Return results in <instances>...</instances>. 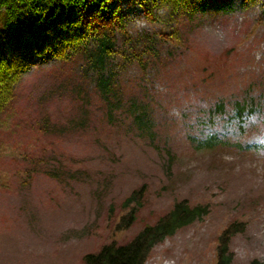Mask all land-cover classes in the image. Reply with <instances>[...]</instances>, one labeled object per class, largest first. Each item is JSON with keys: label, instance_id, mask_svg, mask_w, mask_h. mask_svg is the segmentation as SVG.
Wrapping results in <instances>:
<instances>
[{"label": "rangeland", "instance_id": "rangeland-1", "mask_svg": "<svg viewBox=\"0 0 264 264\" xmlns=\"http://www.w3.org/2000/svg\"><path fill=\"white\" fill-rule=\"evenodd\" d=\"M145 1L153 21L122 1L148 68L119 45L109 70L123 106L113 119L94 114L95 93L87 112L70 98L73 88L60 84L68 72L50 55L34 57L17 84L0 115V264H86V254L133 239L183 199L210 213L159 243L146 264H215L217 236L235 221L247 223L231 241L235 264L264 263V0H230L227 14L202 10V0ZM4 28L0 51L12 61L20 48ZM146 88L154 108L138 119L130 98ZM246 96L257 103L239 117ZM219 101L225 109L210 120ZM214 134L220 143L207 144ZM139 188L145 204L118 230Z\"/></svg>", "mask_w": 264, "mask_h": 264}, {"label": "trees", "instance_id": "trees-1", "mask_svg": "<svg viewBox=\"0 0 264 264\" xmlns=\"http://www.w3.org/2000/svg\"><path fill=\"white\" fill-rule=\"evenodd\" d=\"M122 1L0 0V28L4 24V29L11 30L20 48L13 54L12 61L0 52V115L13 106L16 86L29 69L30 61L36 56L46 58L50 55L60 61L54 69L68 72V78L60 84L73 88L70 98L87 112L88 104L92 102L88 98L95 93L94 114L100 113L102 118L113 119L115 111L123 106L119 75L109 70L116 59L119 45L125 48L130 45L131 51H128L143 74L148 68L144 53H140L132 43V36L126 28ZM131 1L138 2L144 14L150 20H155L145 0ZM201 7L202 10L210 8L215 12L232 9L228 1L208 4L207 0H202ZM160 37L164 41H172L167 35L160 34ZM75 63H78L77 70L71 66ZM150 97L151 93L146 88L142 94L130 98L129 109L134 116H140L138 119H143L146 111L153 108ZM248 103L247 100L239 103L241 115ZM222 107L219 104L216 109ZM53 176L57 177L58 174ZM145 196V188H140L125 200L124 206L129 208V212L120 219L118 230L129 228L134 223L144 205ZM208 213V205L178 201L155 223L146 225L132 240L126 243L113 240L98 252L88 253L84 261L86 264H145L157 244ZM244 230V223H233L221 233L215 264H234L230 241L235 234ZM249 264L262 263L254 260Z\"/></svg>", "mask_w": 264, "mask_h": 264}, {"label": "bare ground", "instance_id": "bare-ground-1", "mask_svg": "<svg viewBox=\"0 0 264 264\" xmlns=\"http://www.w3.org/2000/svg\"><path fill=\"white\" fill-rule=\"evenodd\" d=\"M0 52H2V51H0ZM2 54L4 55V53L2 52ZM5 56V55H4Z\"/></svg>", "mask_w": 264, "mask_h": 264}]
</instances>
